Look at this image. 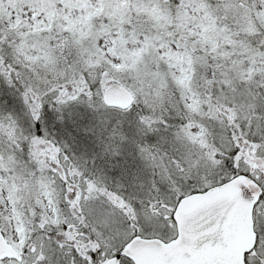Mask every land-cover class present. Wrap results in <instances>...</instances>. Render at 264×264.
I'll use <instances>...</instances> for the list:
<instances>
[{
    "label": "snow or ice",
    "instance_id": "1",
    "mask_svg": "<svg viewBox=\"0 0 264 264\" xmlns=\"http://www.w3.org/2000/svg\"><path fill=\"white\" fill-rule=\"evenodd\" d=\"M0 264H264V0H0Z\"/></svg>",
    "mask_w": 264,
    "mask_h": 264
}]
</instances>
